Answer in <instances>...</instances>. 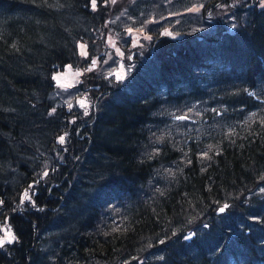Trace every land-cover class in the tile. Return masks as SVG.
I'll return each mask as SVG.
<instances>
[{
	"label": "trees",
	"instance_id": "trees-1",
	"mask_svg": "<svg viewBox=\"0 0 264 264\" xmlns=\"http://www.w3.org/2000/svg\"><path fill=\"white\" fill-rule=\"evenodd\" d=\"M239 1L0 0V264H264V8ZM68 64L87 113L53 96Z\"/></svg>",
	"mask_w": 264,
	"mask_h": 264
},
{
	"label": "rangeland",
	"instance_id": "rangeland-1",
	"mask_svg": "<svg viewBox=\"0 0 264 264\" xmlns=\"http://www.w3.org/2000/svg\"><path fill=\"white\" fill-rule=\"evenodd\" d=\"M241 1V0H240ZM240 1L237 3L239 4ZM257 3H259V7L264 8V0H256ZM129 2V0H115V3H118V5H127V3ZM244 3V1H241ZM191 14V13H190ZM176 20H178V16L175 17ZM176 20H173L176 21ZM174 23H172L173 25ZM169 29H167L166 31H168ZM173 33V32H172ZM130 36H132L133 40H140L139 34L135 33L134 31H132L130 33ZM181 37V36H179ZM83 46V47H82ZM80 47L82 48V52L84 54H86V49L85 46L81 43ZM82 74V70L78 69V68H74L72 67L70 64L65 65L64 68L60 71H56L52 74V80L56 86V90L54 91L53 96H61L62 94L65 97L66 102L67 103V107L70 108L71 106L75 105V108H77L78 110H80L83 113H87L90 110V105H91V101L88 98L87 95H83L78 97L75 102H73V100H70L72 97L69 95V89H71L72 87L76 86L80 80V76ZM129 74V69L128 66L124 64L123 60H119L118 61V66L115 68V70L113 71L112 75L115 79H118L120 81H125V79L127 78ZM53 77H56L57 79H53ZM73 94V93H72ZM60 100V99H59ZM63 102V100H62ZM81 102H83L84 106L81 105ZM23 198V195L21 197V199ZM11 229L12 234L15 236V233L13 231V229L11 228V226L9 225L8 221L5 220L0 224V239L4 238L5 233ZM190 237V235L188 236V238ZM13 243V242H12ZM5 244H9L7 242H5ZM4 244V245H5ZM11 244V243H10ZM2 248V247H0Z\"/></svg>",
	"mask_w": 264,
	"mask_h": 264
},
{
	"label": "snow or ice",
	"instance_id": "snow-or-ice-1",
	"mask_svg": "<svg viewBox=\"0 0 264 264\" xmlns=\"http://www.w3.org/2000/svg\"><path fill=\"white\" fill-rule=\"evenodd\" d=\"M113 2H115V0H113ZM91 3H92V7L93 9L96 8V4H97V0H91ZM83 47V46H82ZM95 64V61H93V65ZM91 70V69H89ZM53 79H57L56 77H53ZM249 95H252V93H249ZM262 103H264V101H261ZM81 105L84 106L83 102H81ZM55 111V110H53ZM255 115V114H253ZM175 119L177 120H180V121H184V120H187L188 117L186 115H180V116H176ZM59 143L63 144L64 143V137L61 136L59 138ZM48 173L47 171L44 172V176H47ZM32 186L30 185L29 188H31ZM261 191H264V189H261ZM26 200H30V196L28 194L27 191H25L24 195H23V198H22V202L23 201H26ZM0 203H2V201H0ZM221 211H223V209H221ZM17 238L12 234L11 232V229H9L6 233H5V236L4 238L0 239V247H3L5 242L7 243H12L13 241H15Z\"/></svg>",
	"mask_w": 264,
	"mask_h": 264
}]
</instances>
